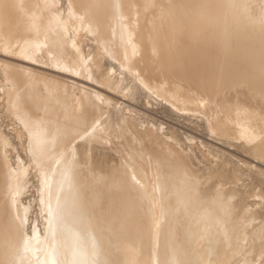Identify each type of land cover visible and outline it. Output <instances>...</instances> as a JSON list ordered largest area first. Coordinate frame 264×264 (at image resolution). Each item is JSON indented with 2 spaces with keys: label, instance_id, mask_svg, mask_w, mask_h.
<instances>
[{
  "label": "bare ground",
  "instance_id": "6f19581e",
  "mask_svg": "<svg viewBox=\"0 0 264 264\" xmlns=\"http://www.w3.org/2000/svg\"><path fill=\"white\" fill-rule=\"evenodd\" d=\"M255 2L0 0V91L25 131L45 219L29 225L33 167L12 162L0 127V264H264V202L233 184L240 170L195 169L168 143L176 136L139 129L101 91L134 99L141 88L178 112L215 106L210 132L264 159V119L219 105L236 89L264 101ZM111 132L126 165L110 156Z\"/></svg>",
  "mask_w": 264,
  "mask_h": 264
},
{
  "label": "rangeland",
  "instance_id": "374dc122",
  "mask_svg": "<svg viewBox=\"0 0 264 264\" xmlns=\"http://www.w3.org/2000/svg\"><path fill=\"white\" fill-rule=\"evenodd\" d=\"M256 1L257 2L254 3L253 9H255V11H257V12H255L253 10L254 13H258L262 9V7H261L262 0H256ZM87 41L88 40L86 38L85 44H88V43H86ZM88 47L89 46L86 45V49ZM93 57H94V60L98 59L96 53L94 54ZM108 62H109L108 59L102 61V63L106 66H107ZM1 83H3V82L0 79V85H1ZM140 89L141 88L137 89L136 90L137 92H135V96H134L135 100L129 99L128 97H123L122 95H119L116 93L105 91L103 89H101V91L104 92L105 94H109L110 96H112L114 100L116 99L115 101L119 102L120 105H122V108H123L122 114L126 115V116L124 115L125 118H127V120L133 119V118L135 119V121L137 120L138 123H136V125L138 126L140 124L138 126L139 129H141L143 131H146V130H152L153 131L154 130L158 136H160V135L162 136V133H160V131H159V128L161 127L164 129L165 132H167V133L169 132L170 134L172 133L171 135L176 136V139L172 140V142L170 140V141H168V143L170 142L169 144L172 147H176L177 149L179 148L178 151H180V149L183 148V150L180 151V153L184 152L183 154L181 153L184 156L189 154V156H187V157H190V159H188V160H189V162H191L190 164H192L194 166V168L196 167L198 169H201V168L204 169L205 166L207 168L209 166L210 167L217 166L216 164H219V163L220 164L222 163L221 165H224V163H225L227 167H230V168L235 167L238 170H240L239 175H238L239 176L238 185H237V182L233 183V184H235L236 187L239 186L238 188L244 192L245 198H247L246 199L247 202H249V201H250L249 203L255 202L258 204V205H256V206H258V208L262 207L260 205H261V203L263 204L264 198L261 197L260 194L261 193L264 194V192H263L264 191V184H263L264 183V165H263L264 162H260V159L262 158L261 161H264V159H263V157L257 155L253 151L249 152L247 150L239 149L238 147H236V144H238L237 146H239L240 142H238L236 139H234L233 134L231 135L232 138H230V141L232 139H234V141L232 140L231 142L230 141L224 142L226 139L224 140V138H221L216 133L214 134V132L213 133H212V131L210 132V129L208 128L209 125L206 122H208L209 116L212 117L211 119H213L214 115L216 116L215 106H211V108L208 107V108L204 109L205 111L202 110L201 112H196L195 110L178 112V111L171 109L168 106V104L165 103L164 99L160 95L154 94V93L150 94L149 92L145 93V92H147L145 90H144L145 92L142 93L143 90L141 89L142 90L141 91ZM138 90H140V92ZM241 90H242V92H241ZM0 92H1V94H0V123H1L0 127H1V129H3L2 131L8 136V138H10L12 145L14 144V146H13L14 149H13L12 145L10 147L11 149H9V152H8L9 158L12 159L13 163H15V161H17V156L21 155L20 157L25 158L26 160H24V161H26L27 163L29 162V164L31 166L29 164L28 165L30 167H33V169H30V170H32V171H30V177H31L30 178V185L28 187L26 195L23 198L24 202L31 203V211L29 212V214H30L29 215V219H30L29 225L31 226L36 221L37 225H39V228L41 230H43V227H44L43 223H45V219H44V213H42V210L39 206L40 204H39L38 179H37L38 173H37V170L35 169L34 165L31 164L32 162H31L30 158H28L29 155H28V150L26 148L27 146L26 147L24 146L25 143L27 142V140H26L27 137H26V135H24L25 131L23 130V127H21L22 131L19 130L20 126H22L21 123L17 119H15V117H13L12 115H10L8 113V110L6 109L7 108L6 101H4L5 97L3 95V92L2 91H0ZM136 94H137V96H136ZM148 94H150L149 97H148ZM224 97L226 100L224 99ZM253 98L254 97L250 96L245 89L230 90V91H227L224 94V96L222 95L219 98L220 99L219 105L225 104V106H228V107L230 106L231 108H233L235 110H241V111L247 109V110H249V112L250 111L255 112L256 114H258L260 117H262L264 119V101H262L260 99H256V98L253 99ZM157 101H158V103H157ZM225 101H227V102H225ZM222 102H223V104H222ZM131 107L133 109H131ZM128 111H131V112H128ZM209 111H211V113ZM200 113H202V114H200ZM206 113L208 115H206ZM125 128L126 127H124V128L121 127V129H125ZM121 129L118 128L116 132H118L119 130L122 131ZM126 129H128V128H126ZM18 131L21 134L23 133L22 134L23 136H21ZM120 131H119V133H121V135H122V132H120ZM113 132H114V134H116V136L119 135L118 138L120 137L119 133H115V131H113ZM123 132H125V131H123ZM263 133H264V130H263ZM113 136H114V138H113ZM263 136H264V134H263ZM109 137L113 138L114 140L116 138L115 141L110 138L111 143H108V145H107V148L111 147L110 151L112 152V148L114 151L115 150L114 147H116V145H114L115 142H117V145H118L119 143L122 142V140H120L122 138L117 139V137H115V135H113V133ZM177 138H178V140H177ZM25 140H26V142H25ZM119 140H120V142H119ZM174 141H175V143H173ZM178 141L181 144H178L179 143ZM110 144H112V145H110ZM175 144H178V145L175 146ZM181 146H183V147H181ZM117 147L119 149H122L119 146H117ZM25 148H26L27 152L25 151ZM119 149H117V150H119ZM107 151H108V149H107ZM121 151L122 150L117 151V153L120 152L119 154H121V156L117 153L114 154L116 151L112 152L113 155H112V153L110 155L109 152H108V154L111 157H113L115 159L117 158V159H119V161L124 162V164L125 163L127 164L126 159H124V154L122 153L123 151L122 152ZM220 152H223V153H220ZM252 152H253V154H252ZM26 154L28 156H26ZM115 156H117V157H115ZM122 156H123V158H122ZM119 157H121L122 160ZM239 159H241V160H239ZM240 161H242V162H240ZM260 163L262 165H260ZM240 165H242V166H240ZM243 165H244V167H243ZM250 165H252L254 167H252V166L250 167ZM230 168H228V169H230ZM255 168H256V170H255ZM241 171H243V172H241ZM259 172L261 173V175ZM240 173H242L243 175L240 176L241 175ZM256 182H257V184H256ZM252 185L253 186L255 185V186L253 187ZM247 192L248 193L250 192V194H248ZM259 202H260V204H259ZM263 206H264V204H263ZM258 219L259 218H257L255 221H257ZM29 231H30V229H29ZM262 239H264V235H263ZM262 241H264V240H262Z\"/></svg>",
  "mask_w": 264,
  "mask_h": 264
}]
</instances>
